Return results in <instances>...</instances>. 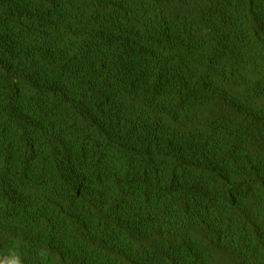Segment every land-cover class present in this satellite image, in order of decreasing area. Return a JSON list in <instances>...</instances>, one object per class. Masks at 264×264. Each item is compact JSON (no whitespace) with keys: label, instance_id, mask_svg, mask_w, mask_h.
<instances>
[{"label":"trees","instance_id":"16d2710c","mask_svg":"<svg viewBox=\"0 0 264 264\" xmlns=\"http://www.w3.org/2000/svg\"><path fill=\"white\" fill-rule=\"evenodd\" d=\"M264 264V0H0V259Z\"/></svg>","mask_w":264,"mask_h":264},{"label":"clouds","instance_id":"9594fccd","mask_svg":"<svg viewBox=\"0 0 264 264\" xmlns=\"http://www.w3.org/2000/svg\"><path fill=\"white\" fill-rule=\"evenodd\" d=\"M0 264H23V258L17 251H12L9 253V256L0 259Z\"/></svg>","mask_w":264,"mask_h":264}]
</instances>
